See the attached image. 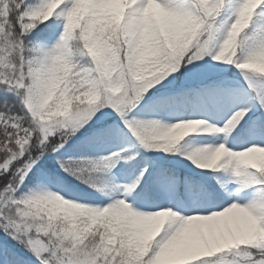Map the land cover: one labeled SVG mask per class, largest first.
Returning a JSON list of instances; mask_svg holds the SVG:
<instances>
[{
	"label": "snow or ice",
	"instance_id": "obj_1",
	"mask_svg": "<svg viewBox=\"0 0 264 264\" xmlns=\"http://www.w3.org/2000/svg\"><path fill=\"white\" fill-rule=\"evenodd\" d=\"M0 264H264V0H0Z\"/></svg>",
	"mask_w": 264,
	"mask_h": 264
}]
</instances>
